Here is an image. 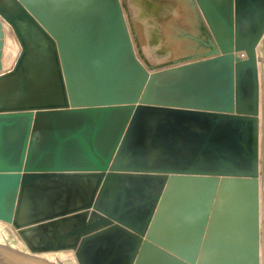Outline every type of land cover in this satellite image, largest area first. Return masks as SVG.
Instances as JSON below:
<instances>
[{
    "label": "water",
    "instance_id": "water-1",
    "mask_svg": "<svg viewBox=\"0 0 264 264\" xmlns=\"http://www.w3.org/2000/svg\"><path fill=\"white\" fill-rule=\"evenodd\" d=\"M195 2L213 49L150 74L120 0H0L21 46L0 75V221L30 225L20 235L32 253L73 250L78 264H262L264 0ZM30 189L63 194L20 223L17 196ZM161 216L165 244L152 231ZM0 264L56 263L0 244Z\"/></svg>",
    "mask_w": 264,
    "mask_h": 264
},
{
    "label": "rangeland",
    "instance_id": "rangeland-1",
    "mask_svg": "<svg viewBox=\"0 0 264 264\" xmlns=\"http://www.w3.org/2000/svg\"><path fill=\"white\" fill-rule=\"evenodd\" d=\"M134 53L150 74L201 61L215 45L195 0H120ZM11 27L0 18V74L14 56ZM259 49L261 83V223L264 264V41ZM9 55V56H8ZM15 229V228H14ZM68 252L52 253L55 256ZM46 255V254H43ZM71 258V257H70ZM72 259V258H71ZM57 264H76L59 256Z\"/></svg>",
    "mask_w": 264,
    "mask_h": 264
},
{
    "label": "bare ground",
    "instance_id": "bare-ground-1",
    "mask_svg": "<svg viewBox=\"0 0 264 264\" xmlns=\"http://www.w3.org/2000/svg\"><path fill=\"white\" fill-rule=\"evenodd\" d=\"M1 18V17H0ZM3 20V19H2ZM9 25V24H8ZM8 29V36H9V44L13 48V51H10L11 53H14V56L11 60H9L7 67H5V72H3L0 75L5 74L6 72L10 71L13 69L19 55L21 52V46L20 43L12 29V27L7 28ZM261 48V47H260ZM9 56V55H8ZM261 122V121H260ZM261 149V148H260ZM262 188V187H261ZM63 192L61 190H48V191H41V190H34L30 189L25 191L24 196L20 198V196H17L16 200V207H15V213L16 211L20 217V223H28L33 219L32 213L35 211V208L38 206L39 203L45 201L48 197H55L56 194ZM64 197V195H62ZM21 202V203H20ZM20 205V206H18ZM60 202L59 200L56 202V205H54V208L56 210L57 206L59 207ZM39 214V213H37ZM262 224V223H261ZM79 225V222L76 220L69 221L67 223L61 224L59 226L60 233H64L65 231H68L69 229H72L73 227H76ZM31 226H24L20 228H16L13 223H5L0 221V244L1 245H6L8 247H11L13 249L23 251L27 254L30 255H36L39 258H44L50 262L56 263L58 262L57 258L61 256L62 258L65 257V259L72 260L77 263L76 257H75V252L73 250H66V251H60V252H68L61 254L59 256H55L52 253L55 252H50V253H32L31 250L28 249L26 242L24 241L23 237L20 235V230H25L30 228ZM15 228V229H14ZM262 228V227H261ZM35 234V231H31L29 234L26 233L25 236L27 239L33 241L36 245L38 243L41 244V239L38 237V235ZM50 239H52V235H48ZM60 252H56L60 253ZM46 254V255H43ZM72 259H71V258Z\"/></svg>",
    "mask_w": 264,
    "mask_h": 264
},
{
    "label": "crops",
    "instance_id": "crops-1",
    "mask_svg": "<svg viewBox=\"0 0 264 264\" xmlns=\"http://www.w3.org/2000/svg\"><path fill=\"white\" fill-rule=\"evenodd\" d=\"M153 233L155 235H159V236H156V240L162 244H165L166 243V233H167V230L166 228L164 227L163 225V216L160 217V222L156 224V226L154 227V230H152ZM167 242H169V244L173 247H176L175 245H179V239H176L175 237L171 238L170 241L167 240Z\"/></svg>",
    "mask_w": 264,
    "mask_h": 264
}]
</instances>
